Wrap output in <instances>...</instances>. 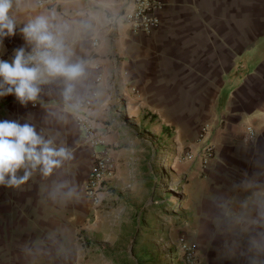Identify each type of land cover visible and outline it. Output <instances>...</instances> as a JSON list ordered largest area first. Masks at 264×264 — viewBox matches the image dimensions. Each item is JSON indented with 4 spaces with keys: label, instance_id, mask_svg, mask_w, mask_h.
I'll return each instance as SVG.
<instances>
[{
    "label": "crops",
    "instance_id": "obj_1",
    "mask_svg": "<svg viewBox=\"0 0 264 264\" xmlns=\"http://www.w3.org/2000/svg\"><path fill=\"white\" fill-rule=\"evenodd\" d=\"M127 1L57 0L42 8L20 0L17 35L0 43V59L10 61L21 46L30 52L20 29L36 16L54 17L71 60L85 66L68 96L66 83L56 79L42 83L37 101L26 107L12 95L0 98V120L30 123L70 153L47 177L37 169L19 188L0 185L3 204L30 211L32 237L21 264H96V248L84 245L78 230L91 244L95 227H107L113 211H128L125 223L133 224L119 162L125 148L118 147L150 143L154 122L161 136L173 132L175 143L189 144L192 154L205 141L213 148L205 166L175 161L183 164L181 222H213L207 233L196 228L191 238L182 237L198 246L206 264H245L241 254L250 237L264 233V0H161L160 23L150 35H134L121 22ZM86 99L115 163L95 207L83 192L92 150L73 116ZM138 131L143 137L133 135Z\"/></svg>",
    "mask_w": 264,
    "mask_h": 264
},
{
    "label": "rangeland",
    "instance_id": "obj_2",
    "mask_svg": "<svg viewBox=\"0 0 264 264\" xmlns=\"http://www.w3.org/2000/svg\"><path fill=\"white\" fill-rule=\"evenodd\" d=\"M148 115L144 114V117ZM153 120L154 117L149 118V121ZM151 126L154 134L151 135L150 143L140 141L131 146L118 147L125 148L119 162L125 177L126 190L123 193L128 202L126 209L131 206L130 202L134 207L133 224L125 223L126 216L130 214L128 211H113L107 227H104L103 222L95 227L91 244L86 240L83 230H78L84 245L96 248L92 259L96 264H182L178 252L180 237L185 235L191 238L196 228L201 233H207L213 224L181 222L186 215L183 180L179 174L183 164H174L176 159L194 160L188 157L192 154V147L187 143H175L174 138H171L173 132L165 138L161 136L163 133L159 131L157 122ZM136 133L139 138L143 137L142 131L133 135ZM99 150L97 147L96 151ZM2 202L0 264H21L29 252L32 237L29 222L26 221L30 211L20 210L19 204L8 202L6 205ZM81 223L80 227L84 226L85 222ZM124 235L126 241H123ZM193 246L201 251L195 244Z\"/></svg>",
    "mask_w": 264,
    "mask_h": 264
},
{
    "label": "clouds",
    "instance_id": "obj_3",
    "mask_svg": "<svg viewBox=\"0 0 264 264\" xmlns=\"http://www.w3.org/2000/svg\"><path fill=\"white\" fill-rule=\"evenodd\" d=\"M19 5L20 0H0V43L17 35ZM52 19L54 17L39 15L20 29L30 52L26 53L21 46L14 50L10 61L0 59V98L12 95L26 107L29 102L37 101L42 83L62 79L68 96L74 82L84 76V64L71 60L61 26L54 25ZM67 159L70 153L66 148L54 147L53 141L38 134L30 123L0 120V185L19 188L33 171L39 169L47 177ZM21 170L23 174L18 175ZM241 256L245 264H264V233L257 232L250 237Z\"/></svg>",
    "mask_w": 264,
    "mask_h": 264
},
{
    "label": "built area",
    "instance_id": "obj_4",
    "mask_svg": "<svg viewBox=\"0 0 264 264\" xmlns=\"http://www.w3.org/2000/svg\"><path fill=\"white\" fill-rule=\"evenodd\" d=\"M56 3L57 0H36V5L42 8H52ZM162 5L161 0H128L120 14V20L130 33L150 35L159 26ZM97 45L98 39L95 38L91 41V46L96 47ZM99 80V77L96 78V82ZM90 112L91 102L86 99L78 104L73 116L78 130L82 134L83 142L92 150L93 162L83 183V192L95 207L103 200L106 182L114 176L115 163L108 153L105 133L100 132L94 125ZM246 133L249 137L254 136V131L251 128H247ZM97 147L100 148L99 151H96ZM212 150V146L205 141L195 154L188 157L199 160L200 164L205 166L212 158ZM178 250L183 264H206L201 252L187 243L183 237L179 239ZM70 264L82 263L73 261Z\"/></svg>",
    "mask_w": 264,
    "mask_h": 264
}]
</instances>
